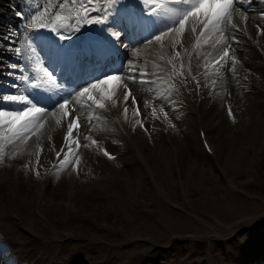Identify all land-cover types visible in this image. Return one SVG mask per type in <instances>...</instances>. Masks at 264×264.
Segmentation results:
<instances>
[{
	"label": "rangeland",
	"instance_id": "1",
	"mask_svg": "<svg viewBox=\"0 0 264 264\" xmlns=\"http://www.w3.org/2000/svg\"><path fill=\"white\" fill-rule=\"evenodd\" d=\"M65 1L72 7L70 17H76V0H0V96L15 94L11 91L13 84L26 87L15 78L20 75L19 67L9 65H23L26 75H37L28 71L33 38L26 26L32 25L33 15L45 7L52 14L45 15L46 19H53ZM251 2L257 7L243 8ZM133 4L123 6L122 14L132 11ZM256 11L264 12V0H237L232 12L239 31L205 30L208 34L203 39L207 41L203 53H215L205 67L191 60L202 32L199 21H194L195 26L199 23L197 27L191 25L195 29H190L193 40L182 54L172 45L165 51L170 58L171 50L179 53L172 57L174 67L146 42L171 23L146 36L136 33L139 26L133 30L125 24L116 30L121 33L119 40L113 39L124 53L119 56L122 59L115 60L113 71H100L101 65H97L95 75L78 87L62 80L61 86L75 87L73 95L95 80L127 70L128 61L135 62L138 70L148 75L142 81H127L131 89L128 101L124 102L123 87L103 109L108 116L123 114L133 104L132 97L138 99L136 88L149 90L146 82L151 76H155L153 82L169 81L155 86L153 110L139 114L130 130L122 125L120 135L98 134L95 140L99 150L106 149L114 159L100 157L101 167L93 178H84L80 163L70 187L63 188L59 181L65 179L68 184L69 171L75 165L72 156L71 164L56 167L49 164L56 147L50 152L41 147L29 161L16 159L30 136L14 142L13 149L0 136V264H264V72L251 67L241 74L231 71V76L217 83L219 70L215 64L224 53L222 37L229 32H236L234 45L260 44L250 34L251 20H244ZM143 13L145 19L149 14L147 10ZM136 14L141 19L142 13ZM35 27L32 25V30ZM129 30L130 37L135 38L132 42L124 35ZM53 33L57 42L59 34ZM49 35L52 38V32ZM17 44L22 48L19 56L15 52ZM39 54L41 69H60L57 56L54 63H48L46 53ZM260 59L264 60V53ZM195 81H199L202 94V82L209 86L200 106L195 102ZM213 81L216 83L211 85ZM233 82L249 97L247 112L238 119L227 116ZM65 99L69 96L58 104ZM4 105L0 101V109ZM200 127L216 154L210 155L204 148ZM127 135L135 150L119 154L116 148ZM87 150L93 153L92 148ZM84 152L86 149H80L79 157ZM45 153L50 154L41 165L49 164L44 180L36 174ZM54 167L60 170L57 174L51 173ZM117 168L126 171L127 187ZM90 185L93 190L88 189Z\"/></svg>",
	"mask_w": 264,
	"mask_h": 264
},
{
	"label": "bare ground",
	"instance_id": "2",
	"mask_svg": "<svg viewBox=\"0 0 264 264\" xmlns=\"http://www.w3.org/2000/svg\"><path fill=\"white\" fill-rule=\"evenodd\" d=\"M134 2L132 6V11L127 12L126 14H122V7L123 6H128L130 3ZM86 6V5H85ZM121 8H116L114 15L112 16L111 20V28L114 26L122 27L125 24L129 26V28H133L135 30L138 27V32L142 33V36H146L150 31H159L161 27L166 24V23H171L169 19L166 17L162 16H147L146 19H144L143 12H145L144 7L140 4L139 0H123V3L120 5ZM257 7L256 4H244L243 8L244 9H253L252 7ZM118 7V6H117ZM219 7V5H217ZM76 10L77 15H83L84 14V9L81 6V4L78 2L76 5ZM135 8V9H134ZM72 7L68 4L67 1L63 2L60 6L58 11L54 14L53 20L55 26H60V25H74L75 23V17H70V11ZM208 5L206 4L203 9H201V12L207 11ZM120 13L122 15H120ZM136 13H142L141 19H139L137 16L138 14ZM63 15V18H62ZM76 15V16H77ZM45 20L46 17H44ZM66 20V21H65ZM247 22L251 20L253 28H249L250 34L254 39L260 42V44H255V43H240L238 45H234L232 42V35H235L236 32H229L222 37L224 49H227L229 51V56L226 58V63H223L222 66H217V69L219 70L218 74V79L217 83H220L222 78L224 76H231L232 73V68L234 67V72L236 74H241L242 71H249L250 67L252 70H257L259 69V72L263 74L264 72V60H261V55L264 53V12L262 11H256L250 16H247L246 19ZM64 21V22H62ZM33 22V21H32ZM133 24V25H131ZM196 22L194 20H189L188 24L185 26V31L183 33H175L171 32L168 33L166 36L162 37L161 41H155L153 40L152 43H149L148 46L151 50L155 51L158 56L160 55L161 59H166L165 62L167 64H170L169 62H174L175 59L170 58V56L165 55V51L172 45L177 47V51L182 54L183 50L186 49L190 44L191 41L193 40L192 38V32L190 29L195 26ZM199 24V23H198ZM198 24L195 26L197 27ZM34 25V23H32ZM32 25L26 26L27 32L30 33L29 36H31L33 39L31 41V51L29 53V57L32 58L33 65H34V70H37V68L40 66L39 64V57L41 58V54L39 53H46L45 57L48 63L53 62V58L57 56L58 63L61 61V65L63 66V70L67 71L68 70V77H66L68 80L72 82H86L87 79H90L92 76L95 75L96 73V67L97 65L100 66V71H107L108 73L113 71L115 69L114 62L115 60H120L119 56H124V53L121 52V50L118 48V46L114 43L113 39L108 41L107 43H103L100 45H97L94 43L95 47L94 50L98 51V53H88L87 55H83L84 53H78L70 51L67 46L64 44V42L59 39L57 42L54 41V33L52 32V38H50L49 33L51 31H48L47 29H39V30H32ZM36 25V24H35ZM101 25H92L88 26L87 29L86 27H83L84 33H90L91 31H96L100 28ZM192 27V28H191ZM35 28H39L38 25H36ZM194 29V28H193ZM192 29V30H193ZM63 31H70L68 34ZM72 31L71 28H61L60 32H62L65 35H72L70 34ZM129 30L128 32H125V37L129 42H132L133 39L129 35ZM205 35H200L199 40L197 41L196 45L194 46L192 50V58L191 60H194L196 64H199L200 66H206L208 62L211 60L213 55L215 54L214 51L210 53H203V48L207 44L206 40H203L206 38V35L208 34L207 31ZM213 32V31H209ZM59 34V33H58ZM238 35V34H237ZM236 36V35H235ZM60 38V36H59ZM17 47H19L21 50L22 48L20 47V44H17ZM174 51L171 50L170 53ZM203 54V55H202ZM23 55V53H22ZM132 56H130L131 58ZM178 57V56H177ZM15 58V57H14ZM117 58V59H116ZM239 58L242 61H239ZM260 59V60H259ZM129 62V61H128ZM128 64V63H127ZM173 66V64L169 65ZM41 68V67H39ZM127 70H124L122 73L126 72ZM37 72V71H36ZM43 71H39V75ZM257 72V73H259ZM155 71H151V74L155 75ZM44 74L40 75L43 77ZM249 75V74H248ZM258 75V74H257ZM221 76V79L219 80ZM259 79L261 77L257 76ZM155 76H151V78L146 82L147 90L145 87L141 88H136V93L138 99H136V105L139 106V114H142V112L147 113L151 112L153 110V105L155 101V97L157 94V91L155 86H162L165 83L169 82L165 80L166 82L158 81V82H153V79ZM235 82V81H234ZM234 82L231 84V92H229V98H228V107H227V116L230 119H238L240 115L243 113L246 114L248 105H249V97L245 95L239 88L237 84H234ZM203 94H206L209 92V86H206V82L203 81ZM211 85L213 84L210 82ZM78 87V84H77ZM113 88V96L111 99L115 98L116 96L119 95L120 92H122L123 85L120 82H113L111 85ZM75 87H71L68 89H63L62 91H58L57 93L51 95V96H46L42 95V92L40 89H29L26 92V95L29 96V99L36 104L37 106H43V108H46L48 110L54 109L57 105L60 99H64L69 96V98L72 95V92H74ZM42 89V87H41ZM154 89V90H153ZM6 90V89H4ZM212 90V88H211ZM11 91L13 93H17L18 89L17 88H12ZM256 93V92H254ZM203 94H202V105H203ZM195 97H197L196 92H195ZM77 100L81 104H84V108H79L78 106V111L77 115L81 117L80 123H81V129H80V143L81 144H89V148H83L86 149L87 152H84L80 156V163L81 167L84 168L85 171V176L83 173L84 178H93L94 172L98 171L97 168H100V162L98 159L100 157H106L103 155V149L99 150L97 145H91V140L95 139L99 133L101 132H106L109 134H118L119 133V128L120 126L126 127L128 130H130L129 127H132L135 122V118H138V115H136V106L132 103L129 104L127 107L128 111L125 114H111L112 116H108L103 109H89L87 108V104L89 103L86 98H80L76 97ZM109 101H105L106 106L108 107ZM12 109L15 107H24V106H14L12 104L5 103L3 109ZM69 107H72L70 104ZM116 107V106H114ZM149 108L147 111L146 109ZM229 109L231 110V115L229 114ZM114 116V117H113ZM89 117L91 118V124H89ZM129 118V120L127 119ZM60 120L61 123L57 124L56 121ZM128 120V121H127ZM65 125H63V123ZM89 128H91V131H89ZM127 130V131H128ZM3 129H0V136L3 134ZM121 132V130H120ZM133 138L135 139L136 132L135 129L132 131ZM122 134V132H121ZM67 135V124L62 116V112H56L55 114H49L45 121L37 127V129L30 135V137L27 140V144L23 148V151H19L16 153V159L19 158H25L27 161H29L31 155H33V152L40 149L41 147L44 148V151L50 152L53 148L56 147V150L52 154L51 161H49V164L54 163L55 165L58 164L59 162L56 159V153L60 150L62 147V144L64 143V138ZM85 137H88L87 140H85ZM126 140L125 142L116 148V152L119 154H124L125 151H134L135 148L130 144L129 142V135L125 136ZM207 138V136H206ZM136 140V139H135ZM128 141V142H127ZM105 143H108L106 140ZM12 146V149L14 148V143L10 144ZM93 149V153H88L87 149ZM108 148V147H107ZM50 149V151H49ZM11 151V149L9 150ZM215 151V150H214ZM13 152V151H12ZM40 152V151H39ZM50 153H45L42 157L41 163L39 164V169L37 171L38 174L37 177H44L45 172L47 171L48 167L45 169L47 164H45L42 168L41 165L44 163L46 158V155ZM216 154V152H215ZM96 155V156H95ZM47 159L46 161H48ZM57 167V165H56ZM54 169L51 171L52 174H57L60 170ZM64 168V167H62ZM56 169V170H55ZM76 166H73L68 175V179L66 183V180L64 179L63 181H59V184L63 185L64 187H70L69 181L71 183L72 178L74 176ZM68 174V173H67ZM93 174V175H92ZM117 174L119 178L125 183L126 187L128 186L129 183V178L127 176L126 171L121 170L117 168ZM42 178V179H43ZM65 181V182H64ZM44 182V181H43ZM88 189L93 190V188L88 187ZM82 263V262H81ZM102 264V263H101Z\"/></svg>",
	"mask_w": 264,
	"mask_h": 264
},
{
	"label": "snow or ice",
	"instance_id": "3",
	"mask_svg": "<svg viewBox=\"0 0 264 264\" xmlns=\"http://www.w3.org/2000/svg\"><path fill=\"white\" fill-rule=\"evenodd\" d=\"M79 2L84 9L83 15H77L75 19V26L60 25L55 26L53 19L45 20V15H52L49 13L48 8L45 7L41 12L34 14L31 18L33 23L38 25L39 28H33V30L47 29L51 32L59 33L60 39H69L60 32L61 28H71L73 32H79L84 26L92 25H105L109 22L110 18L113 16L118 5L123 3V0H76ZM140 4L147 10L149 15H157L166 17L171 22V25L164 31L155 35L147 43H152L153 40L161 41L162 37L166 36L168 33H183L185 31V26L188 24L189 20L199 21L203 25V29L207 31L220 32L222 33L226 28L239 31V25L233 22V12L232 9L236 6L237 0H139ZM208 5L207 11L201 12V9ZM86 5V6H85ZM219 5V7H217ZM95 13V15H93ZM246 19V17H245ZM113 38L119 40L121 33L119 31H114L111 28L108 29ZM195 31V29H193ZM205 35L206 32H202ZM232 41L236 42L235 35L231 37ZM217 44L220 41L216 42ZM122 47L127 48V44H122ZM31 47V44H29ZM16 54L21 55V49H15ZM135 54H133L134 56ZM179 56V53H177ZM229 56V51L224 50L223 56L219 60L215 61L217 66H222L226 63V58ZM171 64V61L169 62ZM9 67L16 69L19 67L20 75L16 76V80L22 82L26 87L21 88L18 84H13L12 87L17 88L16 94L2 95L0 96V101H3L14 106H24L15 107L13 109H0V129H3L2 138L6 140L9 144H13L16 141H23L28 138L36 129L39 127L47 118L49 114H55L56 112H62V116L67 124V135L64 138V144L60 150L56 153L57 167L64 166L66 164H71L72 160L69 159L70 156L73 157L75 161L74 166H79L80 157L78 155L80 149L89 148V144L80 143V129H81V117L77 115L78 107L84 108L85 105L81 104L76 97L86 98L89 102L87 108L89 109H104L106 107L105 101L111 100L113 96V88L111 85L113 82H120L125 88L124 102H127L130 95L131 89L128 87L127 81L131 80L136 82L138 79L143 80L144 77L148 75L147 72H140L137 68V64L130 60L127 64V71L124 73H114L105 76L101 79L95 80L94 82L82 87L74 93L69 99H65L60 102L54 109L48 110L43 107H38L34 104L29 96L25 93L35 87L43 88H54L56 87V78L54 75L46 68H37V73L43 71L44 75H35L29 77L25 74L26 70L23 65L12 64ZM234 71V68L232 69ZM12 75H15L12 73ZM195 80V78H193ZM197 88H199V81H195ZM213 84L216 82L213 81ZM133 104L136 106V115H139V106L136 105L135 98L132 97ZM72 107H69V105ZM78 106V107H77ZM114 106V105H113ZM128 109L125 108V114ZM229 114L231 115V110L229 109ZM91 118L89 117V124H91ZM137 124H141L140 120L136 121ZM57 124L61 121L57 120ZM91 131V128H89ZM88 137H85L87 140ZM91 145H97L95 139L91 140ZM103 155L108 159H114L111 154L104 149ZM3 156H0V160ZM38 174V173H37Z\"/></svg>",
	"mask_w": 264,
	"mask_h": 264
}]
</instances>
